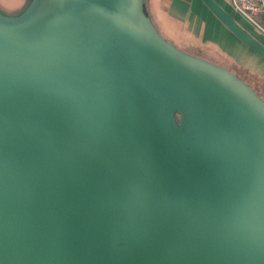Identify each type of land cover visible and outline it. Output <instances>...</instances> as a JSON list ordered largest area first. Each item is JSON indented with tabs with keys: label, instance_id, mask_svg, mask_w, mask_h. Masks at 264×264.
<instances>
[{
	"label": "water",
	"instance_id": "obj_1",
	"mask_svg": "<svg viewBox=\"0 0 264 264\" xmlns=\"http://www.w3.org/2000/svg\"><path fill=\"white\" fill-rule=\"evenodd\" d=\"M0 264H264V99L143 0L0 10Z\"/></svg>",
	"mask_w": 264,
	"mask_h": 264
},
{
	"label": "crops",
	"instance_id": "obj_2",
	"mask_svg": "<svg viewBox=\"0 0 264 264\" xmlns=\"http://www.w3.org/2000/svg\"><path fill=\"white\" fill-rule=\"evenodd\" d=\"M215 1L264 44L263 14L261 29L241 15L231 0ZM143 4L162 36L174 44L176 41L196 48L237 74L264 99V58L233 34L202 0H143Z\"/></svg>",
	"mask_w": 264,
	"mask_h": 264
},
{
	"label": "built area",
	"instance_id": "obj_3",
	"mask_svg": "<svg viewBox=\"0 0 264 264\" xmlns=\"http://www.w3.org/2000/svg\"><path fill=\"white\" fill-rule=\"evenodd\" d=\"M231 2L241 15L263 29L260 16L264 15V0H231Z\"/></svg>",
	"mask_w": 264,
	"mask_h": 264
},
{
	"label": "rangeland",
	"instance_id": "obj_4",
	"mask_svg": "<svg viewBox=\"0 0 264 264\" xmlns=\"http://www.w3.org/2000/svg\"><path fill=\"white\" fill-rule=\"evenodd\" d=\"M28 1L29 0H0V10L8 14L18 13L24 8V6L27 4ZM167 37L172 39L170 35H167ZM174 42L177 46H179V48L181 47L188 52L194 53L199 56H203L202 54L197 52L198 50L196 48L192 49L188 45L180 44L179 42L176 41ZM203 57L212 60V58H208L206 56Z\"/></svg>",
	"mask_w": 264,
	"mask_h": 264
},
{
	"label": "trees",
	"instance_id": "obj_5",
	"mask_svg": "<svg viewBox=\"0 0 264 264\" xmlns=\"http://www.w3.org/2000/svg\"><path fill=\"white\" fill-rule=\"evenodd\" d=\"M256 91V90H255ZM257 92V91H256ZM258 93V92H257Z\"/></svg>",
	"mask_w": 264,
	"mask_h": 264
}]
</instances>
